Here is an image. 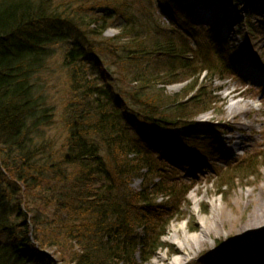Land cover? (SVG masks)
<instances>
[{
  "label": "trees",
  "instance_id": "trees-1",
  "mask_svg": "<svg viewBox=\"0 0 264 264\" xmlns=\"http://www.w3.org/2000/svg\"><path fill=\"white\" fill-rule=\"evenodd\" d=\"M193 7L0 0V264H56L45 250L63 264H148L164 247L170 212L191 185L167 180L163 142L204 154L201 137L182 131L213 103L211 79L234 75L224 44L191 25ZM160 14L170 16L166 29ZM111 26L118 34L106 38ZM57 48L62 94L40 85ZM253 154L216 173L256 169ZM163 192L174 205L156 204Z\"/></svg>",
  "mask_w": 264,
  "mask_h": 264
},
{
  "label": "rangeland",
  "instance_id": "rangeland-1",
  "mask_svg": "<svg viewBox=\"0 0 264 264\" xmlns=\"http://www.w3.org/2000/svg\"><path fill=\"white\" fill-rule=\"evenodd\" d=\"M249 2L194 0L191 25L202 30L208 41L224 44L227 58L237 64L236 73L230 78L216 76L211 79L206 92H211L213 103L182 131L201 137L207 145L204 154H193L179 145L169 147L163 142L166 148L160 155L168 165L167 180L178 188L191 186L176 203L177 211L170 212L172 219L160 239L164 247L148 264L154 261L155 264H169L175 259L179 264H264V13L246 8ZM208 9L214 10V14ZM200 10H204L203 14L208 13L206 20L198 17ZM169 18V14H160L157 18L162 28L169 27ZM117 34L111 26L104 36L112 38ZM57 47L61 49L62 45ZM58 48L49 60L51 74L49 77L42 74L40 85L44 82L54 86L62 94L67 73L62 68L63 63L60 64L63 52ZM242 62L248 64L251 74H260L259 83L247 78ZM101 71L104 72V68ZM206 75L204 72L202 79ZM184 86L185 82L175 83L166 86L165 90L168 95H174ZM47 90L49 95L54 92ZM233 90L236 92L228 96ZM236 102L242 107L237 113L228 114L229 106ZM59 124L52 127L58 128ZM56 133L58 130L55 129ZM167 148L178 157L166 152ZM251 153H254L251 156L257 155L256 169L243 174L233 170L220 175L216 173ZM142 185L141 179H135L130 187L139 190ZM165 195L163 192L156 204L174 205ZM22 208L25 209V204ZM165 209L161 212L166 213ZM0 240L7 242L4 235ZM193 244L195 248L190 250ZM44 252L57 262L55 250ZM56 264L63 263L58 261Z\"/></svg>",
  "mask_w": 264,
  "mask_h": 264
},
{
  "label": "bare ground",
  "instance_id": "bare-ground-1",
  "mask_svg": "<svg viewBox=\"0 0 264 264\" xmlns=\"http://www.w3.org/2000/svg\"><path fill=\"white\" fill-rule=\"evenodd\" d=\"M246 8H248V9H254L256 12L264 13V0H250L248 6H247ZM208 11L210 12V14H211V13L214 14V12H213L214 10H212V9H208ZM207 14H208V13H205V14H203V13H199V14H198V17H199L200 19H202V20H203V19L206 20L205 16H206ZM226 35H227V36L229 35V31H227V30H226ZM234 66L237 67V64L235 63ZM238 67H239V65H238ZM242 68H244L245 74L247 75V78H248L249 80H252V81L257 82V83H259V82L261 81V76H260V74H251V72H250L249 69H248V68H249V67H248V64H245V62H242ZM247 69H248V70H247ZM235 92H236V91L233 90L232 92H230V93L228 94V96L233 95ZM240 107H242V106H240V103H239V102H236V103L230 105L229 108H228V109H229L228 114H229V113H230V114H235V113H237L238 110L240 109ZM236 147H239V142H236ZM171 155H175V158L178 157V156H177L178 154H177L176 152H172ZM201 243H202V242H201ZM197 245H199V244L196 243V246H197ZM193 248H195V244L191 245L189 249H190V250H193ZM155 263H156V261L153 262V264H155ZM169 264H179V260H177V259L172 260V261L169 262Z\"/></svg>",
  "mask_w": 264,
  "mask_h": 264
}]
</instances>
